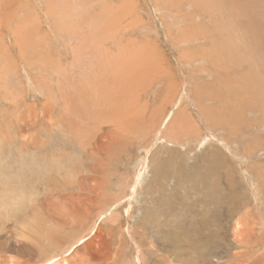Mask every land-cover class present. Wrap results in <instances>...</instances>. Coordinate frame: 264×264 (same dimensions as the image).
<instances>
[{
  "label": "rangeland",
  "instance_id": "374dc122",
  "mask_svg": "<svg viewBox=\"0 0 264 264\" xmlns=\"http://www.w3.org/2000/svg\"><path fill=\"white\" fill-rule=\"evenodd\" d=\"M227 1L0 0V264H43L52 256L60 264H264V2ZM107 58L138 66L137 82L118 87L134 85V99L153 117L150 128L100 122L98 131L66 107L81 71L88 78L96 69L93 82L107 96L109 76L97 69L112 63ZM73 62L78 73L71 74ZM182 121L192 122L194 135L178 133ZM78 125L85 131L71 128ZM95 140L105 145L100 151ZM88 175L103 181L91 195L94 211L69 218L58 232L57 219ZM171 217L173 227L184 222V234L175 230L196 240V251L170 245ZM35 220L41 238L23 226ZM252 227L254 252L240 242Z\"/></svg>",
  "mask_w": 264,
  "mask_h": 264
},
{
  "label": "bare ground",
  "instance_id": "6f19581e",
  "mask_svg": "<svg viewBox=\"0 0 264 264\" xmlns=\"http://www.w3.org/2000/svg\"><path fill=\"white\" fill-rule=\"evenodd\" d=\"M16 1V0H15ZM227 1V0H226ZM262 1L264 2V0H261L260 2H258V3H262ZM21 3L20 2V0H17V3ZM228 2V1H227ZM243 2V1H242ZM249 2V1H248ZM18 3V4H19ZM244 3V2H243ZM23 4V3H22ZM21 5V4H20ZM74 5V4H73ZM257 5V4H256ZM263 5V4H262ZM23 6V5H22ZM124 6V5H123ZM244 6H245V4H244ZM264 6V5H263ZM17 7L19 8V6L17 5ZM111 7V6H110ZM250 7V6H249ZM252 7V6H251ZM50 8V7H49ZM254 8V7H253ZM247 9V8H246ZM29 10V9H28ZM252 10V9H251ZM246 11V10H245ZM253 12H254V10H252ZM23 12V11H22ZM51 12H52V10H51ZM243 12H244V9H243ZM247 12V11H246ZM249 12V11H248ZM21 13V12H20ZM251 13V11L249 12V14ZM255 13V12H254ZM23 14V13H22ZM28 14V13H27ZM247 14V13H246ZM257 14V16L258 15H260L257 11H256V13H255V15ZM20 16H22V15H20ZM24 16H27V15H24ZM13 19V18H12ZM15 21V20H14ZM19 21L21 22V20L19 19ZM74 21V20H73ZM10 22V21H9ZM30 22V21H29ZM32 22V21H31ZM24 23V22H23ZM22 23V24H23ZM26 24V23H25ZM32 24V23H31ZM11 25V24H10ZM20 25V24H19ZM18 25V26H19ZM28 25V24H27ZM71 27V26H70ZM73 27V26H72ZM11 28V27H10ZM15 28V27H14ZM18 29H20V28H18ZM14 30V29H13ZM17 30V29H16ZM25 30V29H24ZM27 30V29H26ZM75 30H76V28H75ZM72 31H73V29H72ZM15 32V31H14ZM16 32H18V31H16ZM18 34V33H17ZM74 34V33H73ZM22 35V34H21ZM20 36V35H19ZM73 37H74V35H73ZM84 37V36H83ZM25 38V37H24ZM81 38V37H80ZM19 39V38H18ZM21 39V38H20ZM23 39V38H22ZM29 40V39H28ZM81 41H82V39H80ZM85 40V39H84ZM18 41H21V40H18ZM26 43V42H25ZM29 43V42H28ZM33 43V42H32ZM21 44V43H20ZM83 44H86V42H83ZM83 44H81V45H83ZM91 45H92V43H90ZM89 44V45H90ZM23 45H24V43H23ZM22 45V46H23ZM90 45V46H91ZM119 45V44H118ZM1 47H2V45H0ZM35 46V45H34ZM77 46V45H76ZM79 46V45H78ZM124 46V45H123ZM0 47V48H1ZM19 47H20V45H19ZM24 47H26V46H24ZM120 47V46H119ZM125 47V46H124ZM7 48V47H6ZM21 48H23V47H21ZM26 48H28V46L26 47ZM25 48V49H26ZM33 48L34 47H32V50H33ZM104 48V47H103ZM102 48V49H103ZM25 49H23V51L25 50ZM81 49V48H80ZM126 49H127V47H126ZM129 49V48H128ZM6 50V49H5ZM22 50V49H21ZM27 50V49H26ZM28 50H29V48H28ZM1 51V50H0ZM92 52H93V48H92V50H91ZM86 52V51H85ZM153 52V51H152ZM2 53V52H1ZM6 53V52H5ZM11 53V52H10ZM9 53V55H11ZM87 53V52H86ZM91 53V52H90ZM74 54H75V59H79V51H76V49L74 50ZM151 54V53H150ZM150 54L148 53V55L147 56H149V58L152 56H150ZM153 54V53H152ZM3 55H4V53H3ZM0 56H2L1 54H0ZM4 56H6V54L4 55ZM30 56V55H29ZM45 56V55H44ZM85 56V55H84ZM89 56V55H88ZM92 56V55H91ZM90 56V57H91ZM93 56H95V55H93ZM114 56V55H113ZM113 56H112V58H113ZM13 57V56H12ZM28 57V56H27ZM46 57H48V56H45V60H47L46 59ZM80 57L82 58V55H80ZM141 57V56H140ZM3 58V57H2ZM9 58H11V57H9ZM49 58V57H48ZM80 58V59H81ZM88 58V57H87ZM95 58V57H94ZM115 58V57H114ZM145 58H147V57H145ZM13 59V58H12ZM84 59V58H83ZM89 59V58H88ZM108 60L110 59V58H107ZM143 59V58H142ZM151 59V58H150ZM149 59V61H151ZM153 59V58H152ZM9 60V59H8ZM86 60V59H85ZM113 60V59H112ZM111 59L109 60V61H111L112 63H107L108 61H106L105 63H102V64H100L99 66H98V68L97 69H99V70H101L102 72H103V74H105V75H107V76H109L108 78L106 77V88H105V91H104V93L105 94H107V96L105 95V97H103V95H102V88H103V86H102V83L101 82H99L98 80L99 79H97V80H95L94 82H93V80L97 77L98 78V73H96L97 72V70L95 69L94 70V73H92V75H94L93 76V79L92 80H90V78H91V76L90 77H88L87 78V73H85V74H83L82 73V71L81 72H76L75 70L76 69H78L77 68V66H76V64H75V62H73V64H71L72 65V72H71V74L73 73V71H75L76 73H78V78L77 79H72V81L73 82H71L72 83V85H71V92H70V95H69V97L67 98V101H66V107H68L69 109H70V111L71 112H73L74 113V115H75V117L76 118H79L80 117V114H81V119H84V118H88V125H91V127L93 128V129H96L97 128V126H99L98 127V131L100 130L101 131V129H102V126H100L101 124H100V122L101 123H104V122H114V123H116V125H120V126H125L126 127V129H128V130H130V128H131V126H134L135 124H138V125H141V124H143L145 127H148V128H150L147 124H152L153 122L152 121H154L153 120V117H151V116H147V113H145V105H139V99L137 98V95L136 94H134L135 96H136V98L134 99V96H133V94H132V88H133V86L134 85H131V86H129V87H127V88H125V89H120L118 86L120 85V86H125V85H127V84H130V83H133V84H135L136 82H137V80L135 79V77L134 76H137L138 74H136L135 75V69H137L138 68V66L136 65V64H134V63H128V64H126L125 62L123 63V64H121V66H118L117 64H116V62H113ZM147 59H145V61H146ZM6 62H8L7 60H5ZM11 61V60H10ZM15 61V60H14ZM32 61V60H31ZM49 61H51V60H49ZM84 61V60H83ZM89 61V60H88ZM115 61V60H114ZM12 63H13V61H11ZM90 62V61H89ZM3 63H5V62H3ZM52 63H54V62H52ZM2 63H0V65H1ZM7 64V63H6ZM5 64V65H6ZM45 64H47V62L45 63ZM50 64V63H49ZM84 64V63H83ZM87 64V63H86ZM9 65H10V63H9ZM90 65V68H92L91 66H92V64L90 63L89 64ZM4 66V65H3ZM7 66V65H6ZM5 67V66H4ZM10 67V66H9ZM50 67H51V65H50ZM7 69V68H6ZM0 70H2V68H0ZM80 70V69H79ZM8 72V71H7ZM127 73L128 75L127 76H125L121 81L119 80V81H115V77H119L118 76V73ZM82 73V74H81ZM95 73H96V75H95ZM114 75V76H113ZM69 76H72V75H69ZM68 76V77H69ZM112 76L114 77L113 79H114V81H112V82H110V80H109V78L111 77L112 78ZM123 76V75H122ZM75 77V76H74ZM71 78V77H70ZM83 78H87L86 79V83L85 82H83L82 80H83ZM108 79V80H107ZM70 80V79H69ZM90 80V81H89ZM71 81V80H70ZM60 82V81H59ZM62 82H63V80H62ZM56 84H62L61 82L60 83H56ZM57 85V86H58ZM88 86L90 89H92V94L91 95H88L87 94V92L85 91V90H83V88L85 87V86ZM61 87V86H60ZM60 87H59V89H60ZM66 91V90H65ZM60 93L62 92L61 91V89H60V91H59ZM66 97V96H65ZM105 98H107L106 100H108V103H105ZM91 99V100H90ZM136 100V101H135ZM138 100V101H137ZM57 101V100H56ZM137 103V104H136ZM81 104H83V106H84V108H85V112H84V108L83 109H81V107H80V105ZM141 104V103H140ZM68 108H67V110H68ZM48 111V110H47ZM49 112V111H48ZM62 112V111H61ZM90 112V118L89 117H87V113H89ZM221 112V111H220ZM51 113V112H50ZM70 116V115H69ZM23 118V117H22ZM63 119H65V118H63ZM71 119V118H70ZM246 119V118H245ZM60 120V119H59ZM84 120H86V119H84ZM168 120H169V117L165 120V123H167L168 122ZM184 121V120H183ZM183 121H182V123L181 122H179V127H177L176 129H177V131H178V133H180L181 132V134L182 133H186V132H188L189 134H193V132H192V130H193V124H191L192 122H188L187 124H185V123H183ZM191 121V120H190ZM59 122V121H58ZM76 123H77V121H75ZM80 122V121H79ZM78 124V123H77ZM219 125H220V123H218ZM229 124V123H228ZM231 124V123H230ZM88 125H84V126H87L88 128L86 129V130H88L87 132H85V133H87V135L89 136V137H91L92 136V133H93V130H92V128H89V126ZM59 126V125H58ZM62 125H60V127H61ZM79 126V125H78ZM83 126V127H84ZM36 127V126H35ZM101 127V129H99ZM64 128V127H63ZM72 129H74V130H76V131H78L79 132V130L81 131V129L83 130V128L81 127V126H79L78 128H75V127H71ZM85 129V128H84ZM61 130V129H60ZM31 131H33L32 129H31ZM31 131H29V132H31ZM49 131V130H48ZM64 131V130H63ZM72 131V130H71ZM83 131H85V130H83ZM83 131H81V132H83ZM97 131V132H98ZM95 132V131H94ZM192 132V133H191ZM27 133V132H26ZM100 133H102V132H100ZM29 134V133H28ZM75 134V133H74ZM94 134H96V133H94ZM99 134V133H98ZM103 134V133H102ZM194 134H195V131H194ZM193 134V135H194ZM83 135V134H82ZM86 135V134H85ZM87 135H86V137H87ZM186 135V134H185ZM68 136V135H67ZM104 136V135H103ZM88 137V138H89ZM98 138V137H97ZM100 138H102V137H100ZM104 138V137H103ZM95 139V138H94ZM20 140V139H19ZM80 140H82V139H80ZM84 140H86V139H84ZM89 140H91L90 138H89ZM21 141V140H20ZM32 141H34L33 139H32ZM36 141H39V140H36ZM87 141V140H86ZM99 141V140H98ZM97 140H95V143L93 144L94 145V147L98 150V151H100V149H102L103 148V146H105V145H103L102 144V141H101V143L100 142H98ZM28 142V141H27ZM35 142V141H34ZM74 142V141H73ZM89 142V141H88ZM94 142V141H93ZM11 143V142H10ZM14 143V142H13ZM13 143H11V144H13ZM16 143V142H15ZM14 143V145L16 146V144ZM21 143H22V141H21ZM44 144H45V141L43 142ZM78 143V142H77ZM80 143H83V141H81ZM85 143V142H84ZM37 144V143H36ZM86 144V143H85ZM184 144V143H183ZM9 145V144H8ZM38 145V144H37ZM89 145V144H88ZM90 145H92V142H91V144ZM18 146V145H17ZM28 146V145H27ZM30 146V145H29ZM36 146V145H35ZM39 146V145H38ZM45 146V145H44ZM33 147H34V145H33ZM40 147V146H39ZM10 148V147H9ZM86 148H88V147H86ZM4 149V148H3ZM2 149V150H3ZM13 149V148H12ZM11 149V150H12ZM7 150H8V147H7ZM17 150V149H16ZM24 151H25V149H23ZM22 150V151H23ZM38 150V149H37ZM36 149H35V151H37ZM104 150H105V148H104ZM23 151V152H24ZM35 151H34V153H35ZM38 151H42V150H38ZM103 151V150H102ZM16 152H18V151H16ZM26 152V151H25ZM4 153V152H3ZM15 153V152H14ZM172 153V152H171ZM217 153V152H216ZM28 154V153H27ZM50 154V153H49ZM46 155V154H45ZM91 155V154H90ZM90 155H89V157H90ZM99 155V154H98ZM4 156V155H3ZM50 156H52V155H50ZM86 156V155H85ZM93 157H94V155H92ZM95 156H96V154H95ZM101 156V155H100ZM223 156V155H222ZM97 157V156H96ZM99 157V156H98ZM54 158V157H53ZM218 158H220V157H218ZM50 159H51V157H50ZM87 159V158H86ZM89 159V158H88ZM100 160H101V158H99ZM221 159L223 160V158L221 157ZM1 160H2V157H1ZM58 160V159H57ZM94 160H95V158H94ZM97 160V159H96ZM211 160V159H210ZM93 160L91 159V161H90V163L92 162ZM102 161V160H101ZM170 161V160H169ZM16 162V161H15ZM61 162V161H60ZM94 162V161H93ZM97 162V161H96ZM214 162V161H213ZM17 163V162H16ZM15 163V164H16ZM21 163V162H20ZM59 163V162H58ZM57 163V164H58ZM100 163V162H99ZM99 163H97V164H99ZM104 163V162H103ZM22 164V163H21ZM61 164H64V163H61ZM92 164V163H91ZM2 165V164H1ZM0 165V166H1ZM11 165H14V164H11ZM19 165V164H18ZM60 165V164H59ZM99 165H102V163H100ZM116 165V164H115ZM170 165V164H169ZM2 166H4V165H2ZM22 166H24V164H22ZM56 166V165H55ZM93 166V165H92ZM104 166V165H103ZM102 166V167H103ZM15 167H16V165H15ZM53 167V166H52ZM58 167V166H57ZM88 167V166H87ZM100 166H98V168H99ZM167 167L168 166H166V169H167ZM7 168V167H6ZM22 167H20V169H21ZM26 168H27V166H26ZM104 168V167H103ZM103 168H101V169H103ZM169 168V167H168ZM18 169V168H17ZM84 169V168H83ZM85 169H86V167H85ZM95 169V168H94ZM170 169V168H169ZM199 169V168H198ZM258 169V168H257ZM256 169V170H257ZM2 170V169H1ZM13 170H14V168H13ZM22 171H23V169H21ZM28 170V169H27ZM87 170H89V168H87ZM171 170V169H170ZM169 170V171H170ZM12 171V170H11ZM33 171V170H32ZM35 171V170H34ZM56 171H58V170H56ZM90 171H93V170H90ZM99 171H101V170H99ZM168 171V170H167ZM1 172V171H0ZM13 172V171H12ZM29 172V171H28ZM31 172V171H30ZM93 172H95V171H93ZM97 172H98V170L96 169V174H97ZM190 172V171H189ZM258 172V171H257ZM9 173V175H11L10 174V172H8ZM7 173V174H8ZM24 173V172H23ZM22 173V174H23ZM83 173V172H82ZM141 173V172H140ZM169 173V172H168ZM31 174V173H30ZM29 174V175H30ZM35 174V173H34ZM37 174V173H36ZM35 174V175H36ZM99 174V173H98ZM97 174V175H98ZM100 174H102V173H100ZM4 175H5V173H4ZM8 175V176H9ZM81 175V174H80ZM79 175V176H80ZM86 175V174H85ZM141 175V174H140ZM139 175V176H140ZM196 175V174H195ZM1 176H3V175H1ZM14 176H17V175H14ZM32 176V175H31ZM6 177V176H5ZM82 177V176H81ZM1 178V177H0ZM106 178H108V177H106ZM202 178V177H201ZM5 179V178H4ZM11 179V178H10ZM1 180H2V178H1ZM9 179H7V181H8ZM12 180V179H11ZM14 180H17V179H13L12 180V182L14 181ZM93 180L96 182V183H94V184H92V182H93ZM108 180H109V178H108ZM107 180V181H108ZM18 181V180H17ZM202 181V180H201ZM200 181V182H201ZM3 182V181H2ZM14 182H16V181H14ZM24 182V181H23ZM79 182V181H78ZM103 181H100L99 180V178L98 177H96V176H92V175H88L87 177H84L82 180H81V182L80 183H78L79 184V189H80V191L81 192H79V193H77L78 195H75L74 196V194H73V197H71L72 199H71V204H73L74 206H72L71 208H69V206H64V209H63V211H64V215L62 216V218L60 219V217H61V215H60V217H59V220L56 218V217H54V219H57V221H58V225L59 226H57V224H56V227H58L57 229H58V232L60 231V232H63V231H65V229L67 228V226L69 225V218H75V219H79L78 217H86V216H88V215H91V213L94 211L93 210V206L95 205V200H94V198L93 199H91V195H93V194H97V191H99V188H101V190H102V183ZM9 183H11V182H9ZM9 183H7V184H9ZM17 184H18V182H16ZM15 183V184H16ZM105 183V182H104ZM109 183V182H108ZM107 183V184H108ZM194 183V182H193ZM4 184H6V182L4 183ZM14 184V185H15ZM202 184V183H201ZM203 184H205L204 182H203ZM216 184V183H215ZM264 184V183H263ZM3 185V184H2ZM1 185V186H2ZM14 185H13V187H14ZM106 185V184H105ZM104 186V185H103ZM202 186V185H201ZM207 186V185H206ZM208 187V186H207ZM215 187V186H214ZM16 188H17V186H16ZM105 188V187H104ZM263 188V187H262ZM4 189V188H3ZM6 189V188H5ZM18 189V188H17ZM60 189V188H59ZM58 189V190H59ZM206 190V189H205ZM263 190V189H262ZM15 191V190H14ZM60 191V190H59ZM211 191V190H210ZM17 192H19V191H17ZM57 192V191H56ZM206 192V191H205ZM208 192H209V190H208ZM213 192V191H212ZM264 192V191H263ZM23 193V192H22ZM102 193V192H101ZM5 194V193H4ZM16 194V193H15ZM27 194V193H26ZM2 195V194H1ZM20 195V194H19ZM23 195H25V193L23 194ZM100 195V194H99ZM208 195H211V194H208ZM212 196V195H211ZM2 197V196H1ZM10 197V196H9ZM12 197V196H11ZM4 198V197H3ZM13 198V197H12ZM70 198V197H69ZM205 198V197H204ZM18 199H19V196H18ZM166 199H167V197H166ZM220 199V198H219ZM3 200V199H2ZM14 200V199H13ZM20 200V199H19ZM28 200V199H27ZM101 200V199H100ZM16 201V200H15ZM18 201V200H17ZM167 201V200H166ZM168 201H169V199H168ZM21 202H23V200L21 201ZM20 202V203H21ZM97 202H98V200H97ZM100 202V201H99ZM203 202H204V200H203ZM20 203H18V204H20ZM25 203H27V202H25ZM161 203V202H160ZM3 204H4V202H3ZM99 204V203H98ZM103 204V203H102ZM26 205V204H25ZM65 205V204H64ZM117 205V204H116ZM215 205V204H214ZM76 206V207H75ZM21 207V206H20ZM73 207H75V209L73 208ZM165 207V206H164ZM5 208V207H4ZM111 208H113V207H111ZM163 209V208H162ZM2 210H0V212H1ZM3 212V211H2ZM6 212H7V210H6ZM112 213V212H111ZM7 214V213H6ZM9 214V213H8ZM1 216V215H0ZM165 216V215H164ZM182 218V217H181ZM3 219V218H2ZM174 220H176V219H173V217H171L170 219H168V221H167V223L168 224H166V225H168L169 226V228L167 229L168 230V232H167V237L169 238V243H170V245H172L173 247H179L180 249H181V245L182 244H184V245H188V249L186 250L187 252H189L188 250H190L191 251V253L192 252H194V251H196V247H198V244H197V242H196V240H194V241H192V240H190V239H188V237L185 235H183L185 232H186V229H184L183 230V224H184V222H180V224L179 225H176V227H173V225H172V221H174ZM31 221V220H30ZM29 221V222H30ZM79 221V220H78ZM77 221V222H78ZM212 220L210 219V222H211ZM28 222V223H29ZM56 222V221H55ZM76 222V221H75ZM161 222V221H160ZM209 222V221H208ZM32 223L33 224H27V225H23L24 226V228H26V229H30V230H34L35 229V231H37L38 233V235L41 233V230L40 229H42L41 227L42 226H39V227H36V225L37 224H39V225H41L38 221H36L35 220V222H33L32 221ZM178 223V222H177ZM176 223V224H177ZM195 223V222H194ZM193 223V224H194ZM197 223V222H196ZM202 223V222H201ZM245 223V222H244ZM6 224V223H5ZM198 224V223H197ZM207 224V223H206ZM255 224V223H254ZM0 225H2V221H0ZM144 225L145 226H147V223H144ZM158 225V224H157ZM162 224L160 223V226H161ZM212 225V224H211ZM256 225V224H255ZM254 225V226H255ZM34 226L36 227V228H34ZM165 226V225H164ZM195 228H196V224H194L193 225ZM199 226V225H198ZM262 226H263V223H262ZM261 226V228L262 229H264V226L262 227ZM3 227V226H2ZM1 227V228H2ZM149 227V226H148ZM154 227V226H153ZM157 227V226H156ZM186 227H188V226H186ZM185 227V228H186ZM190 227V226H189ZM0 228V229H1ZM161 228V227H160ZM175 228H178L180 231H182L183 232V234H181V233H178V230H175ZM193 228V227H192ZM19 229V228H18ZM164 229V228H163ZM166 229V228H165ZM165 229H164V232H165ZM199 229V228H198ZM166 230V231H167ZM35 231H33V232H35ZM25 232H27V231H25ZM30 232V231H29ZM195 232H196V230H195ZM54 233V232H53ZM53 233H52V236L51 235H48V236H50V237H48V236H46V240H47V242H46V245H47V243H48V245H50V248H51V250H52V248L54 247L55 248V246H53V244H55L56 242L54 241V242H52L54 239H55V237L54 236H56V235H53ZM28 234V233H27ZM32 234H34V233H30V235L32 236ZM36 234V233H35ZM51 234V233H50ZM159 234V233H158ZM164 234V233H163ZM166 234V233H165ZM26 235V234H25ZM59 235H58V233H57V237H58ZM241 236H242V239H240V242H241V245L242 244H248V246H251L250 247V249H249V251L250 252H254L255 251V249H254V246L255 245H257V244H259V238H258V235H257V233H256V230H255V228L254 227H252L250 230H248L247 232H245V233H242L241 234ZM39 237H40V235H39ZM161 237H163V236H161ZM200 237V236H199ZM203 237V236H202ZM201 237V238H202ZM24 238V237H23ZM26 238H28V237H26ZM33 238V237H32ZM31 238V239H32ZM41 238V237H40ZM189 238H191V237H189ZM203 239V238H202ZM56 240V239H55ZM166 240V239H165ZM164 240V241H165ZM199 241V240H198ZM206 241V240H205ZM203 242V241H202ZM60 243H61V241H60ZM166 243V242H165ZM200 243H201V240H200ZM204 243V242H203ZM202 243V244H203ZM212 243H213V241H212ZM6 244V243H5ZM38 244V243H37ZM211 244V243H210ZM250 244V245H249ZM45 245V244H44ZM63 245V244H62ZM61 245V246H62ZM200 245V244H199ZM207 245V244H206ZM205 246V245H204ZM244 246V245H243ZM40 247H41V245H40ZM48 247V246H47ZM46 247V248H47ZM205 247H207V246H205ZM209 247V246H208ZM207 247V248H208ZM53 248V249H54ZM200 249H202V248H200ZM38 251H41V250H38ZM202 251V250H201ZM203 251H204V249H203ZM1 252V251H0ZM45 252V251H44ZM177 252V251H176ZM204 253H206V252H204ZM245 253L246 252H242V254L241 255H237V256H239V257H243L244 256V258H245ZM201 254V253H200ZM239 254V253H238ZM177 255H179V253H177ZM202 255V254H201ZM205 255V254H204ZM58 256V255H57ZM203 256V255H202ZM72 257V256H71ZM232 257V256H231ZM234 257V256H233ZM57 258H56V256H52V257H50V258H48L47 260H45V262L43 263V264H60V263H58L57 262V260H56ZM237 260V259H236ZM205 261V260H204ZM142 262V261H141ZM244 262V261H243ZM256 262V261H255ZM239 263H240V261H239ZM242 263V262H241ZM235 264H238V263H235ZM251 264H254L253 262L251 263Z\"/></svg>",
  "mask_w": 264,
  "mask_h": 264
}]
</instances>
